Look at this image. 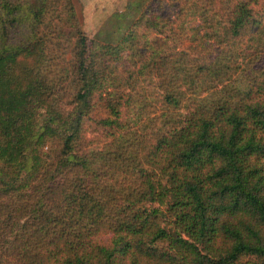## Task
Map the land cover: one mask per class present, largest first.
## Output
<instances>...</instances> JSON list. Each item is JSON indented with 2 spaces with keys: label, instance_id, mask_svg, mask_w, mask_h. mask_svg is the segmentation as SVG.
<instances>
[{
  "label": "trees",
  "instance_id": "1",
  "mask_svg": "<svg viewBox=\"0 0 264 264\" xmlns=\"http://www.w3.org/2000/svg\"><path fill=\"white\" fill-rule=\"evenodd\" d=\"M0 264H264V0H0Z\"/></svg>",
  "mask_w": 264,
  "mask_h": 264
},
{
  "label": "rangeland",
  "instance_id": "2",
  "mask_svg": "<svg viewBox=\"0 0 264 264\" xmlns=\"http://www.w3.org/2000/svg\"><path fill=\"white\" fill-rule=\"evenodd\" d=\"M105 1L113 4L114 0ZM150 1L118 0L115 6H107L108 13L102 14L100 8L96 9L92 6L90 12H87L89 7L87 0H73L85 35L89 40L93 39L101 44H117Z\"/></svg>",
  "mask_w": 264,
  "mask_h": 264
},
{
  "label": "crops",
  "instance_id": "3",
  "mask_svg": "<svg viewBox=\"0 0 264 264\" xmlns=\"http://www.w3.org/2000/svg\"><path fill=\"white\" fill-rule=\"evenodd\" d=\"M87 2H88V6H89L87 12H90V8L92 6V7L96 8V9L100 8L101 9V13L104 14L106 12L107 13L109 12V11L106 10L107 6H110V7L111 6H115V4L118 2V0H114L113 1L114 5L111 4L109 1H105V0H87ZM89 15H91V14H89ZM91 18H93V16Z\"/></svg>",
  "mask_w": 264,
  "mask_h": 264
}]
</instances>
